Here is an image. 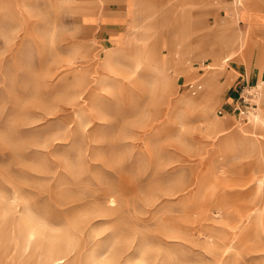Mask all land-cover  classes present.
I'll list each match as a JSON object with an SVG mask.
<instances>
[{
  "label": "rangeland",
  "instance_id": "1",
  "mask_svg": "<svg viewBox=\"0 0 264 264\" xmlns=\"http://www.w3.org/2000/svg\"><path fill=\"white\" fill-rule=\"evenodd\" d=\"M184 1L0 0V264H264V23Z\"/></svg>",
  "mask_w": 264,
  "mask_h": 264
},
{
  "label": "crops",
  "instance_id": "2",
  "mask_svg": "<svg viewBox=\"0 0 264 264\" xmlns=\"http://www.w3.org/2000/svg\"><path fill=\"white\" fill-rule=\"evenodd\" d=\"M222 3L227 6V10L225 12V16H228V22L230 25L223 26L219 30L222 32V35H226L230 37V40H228L227 46H228V52L232 51V48L234 46V43H236V39L238 40V32L237 29L234 27L235 25H239V29H241L240 25L244 22L247 24H255V23H264V15H259L260 13L257 11L256 8H259V6L253 1V0H242L244 5L241 4L240 0H234L235 5L231 6L232 0H221ZM138 3V0H125V6L122 7V38L126 37L125 33V26L128 22V15L127 14H134L136 12V5ZM184 16H186L190 20H202L205 24V19L207 15V8H206V0H185L184 1ZM229 11V12H227ZM106 21V19H104ZM114 20V19H113ZM201 24V23H200ZM253 27H258V25H252ZM228 27V28H227ZM251 27V26H250ZM219 31V32H220ZM111 32L116 33V30L112 29ZM183 32V31H181ZM176 41V40H174ZM178 42V41H176ZM163 44L168 45L170 49L174 47L173 39L162 40V46ZM242 44V43H241ZM178 45V44H176ZM231 46V47H230ZM212 52V55H214V63H220L224 60V58L220 59L218 53L216 54L217 50H210ZM156 52V50H154ZM234 52V51H233ZM235 57V52L232 55V58ZM156 63L158 65H161V69H167V72L169 73V60L165 54L161 55L160 53L156 55ZM211 68V65H210ZM166 72V73H167ZM249 76V74H247ZM251 78L253 77H260L261 71L260 69L258 71H250ZM163 81V79H162ZM217 83L218 80H215ZM235 99V98H234ZM235 101V100H234ZM229 102L228 104L231 105L233 102ZM234 114V113H231Z\"/></svg>",
  "mask_w": 264,
  "mask_h": 264
},
{
  "label": "built area",
  "instance_id": "3",
  "mask_svg": "<svg viewBox=\"0 0 264 264\" xmlns=\"http://www.w3.org/2000/svg\"><path fill=\"white\" fill-rule=\"evenodd\" d=\"M255 103H252L248 97H246L243 92L239 95L236 101L231 105V110L233 112H238L241 114H246L254 108ZM222 113V111H220Z\"/></svg>",
  "mask_w": 264,
  "mask_h": 264
},
{
  "label": "bare ground",
  "instance_id": "4",
  "mask_svg": "<svg viewBox=\"0 0 264 264\" xmlns=\"http://www.w3.org/2000/svg\"><path fill=\"white\" fill-rule=\"evenodd\" d=\"M242 4V3H241ZM243 44V43H242ZM234 52L233 51H230L227 53V55L224 57V62L228 61L230 58H228L230 55H232ZM151 70V69H150ZM166 72V71H165ZM169 74L168 75H165L163 77V83L164 84H168L169 83ZM214 77L217 79V76L214 75ZM213 84V83H212ZM217 84V83H216ZM215 84V85H216ZM260 87V86H259ZM242 130V129H241ZM27 207V206H26ZM41 221V220H40ZM38 226V225H37ZM40 226V225H39ZM68 251L66 252H62V253H59V255H66ZM64 257H52V256H49V258L45 259V261L41 262V264H72V263H65V260H63Z\"/></svg>",
  "mask_w": 264,
  "mask_h": 264
}]
</instances>
